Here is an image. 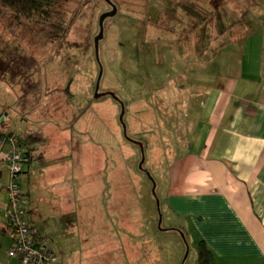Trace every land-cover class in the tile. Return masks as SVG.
I'll return each instance as SVG.
<instances>
[{
  "label": "rangeland",
  "instance_id": "rangeland-1",
  "mask_svg": "<svg viewBox=\"0 0 264 264\" xmlns=\"http://www.w3.org/2000/svg\"><path fill=\"white\" fill-rule=\"evenodd\" d=\"M113 1L118 12L104 22L99 58L95 38L100 16L112 9L107 0H64L71 23L61 42H37L0 11L6 133L24 134L27 119L54 127V139L67 131L75 144L71 236L77 246L89 241L100 249L82 264H199L196 232L165 200L186 128L175 74L207 62L229 34L249 50L260 44L264 0ZM101 72L99 90L109 93L94 98Z\"/></svg>",
  "mask_w": 264,
  "mask_h": 264
},
{
  "label": "crops",
  "instance_id": "crops-1",
  "mask_svg": "<svg viewBox=\"0 0 264 264\" xmlns=\"http://www.w3.org/2000/svg\"><path fill=\"white\" fill-rule=\"evenodd\" d=\"M237 38L229 34L226 44H215L217 50L207 62L186 61L188 66L175 74L181 79L186 128L178 157L169 164L165 200L168 212L205 241L214 264H264V33L250 50ZM0 101V264H23L9 254L10 173L4 152L13 132L6 133L9 112L4 108L9 105ZM24 120L27 127L21 136L38 131L45 137L33 146L36 151L21 175L28 217L40 235L50 239L58 254L55 264L85 263L91 258L89 250L100 249L89 241L77 246L71 236L75 144L67 142V131L54 139V127Z\"/></svg>",
  "mask_w": 264,
  "mask_h": 264
},
{
  "label": "trees",
  "instance_id": "trees-1",
  "mask_svg": "<svg viewBox=\"0 0 264 264\" xmlns=\"http://www.w3.org/2000/svg\"><path fill=\"white\" fill-rule=\"evenodd\" d=\"M63 3L64 0H0V11L12 16L18 25H22L37 42H61L67 36L71 23ZM224 33H226V30ZM108 93L106 92V94ZM9 135L8 138L16 136L25 145L27 160L36 151L33 146L40 143L43 138L38 131L23 136L15 132ZM24 199L25 192L23 205L26 209ZM26 212L28 215L27 209ZM198 247V263L214 264V255L204 240H199Z\"/></svg>",
  "mask_w": 264,
  "mask_h": 264
},
{
  "label": "built area",
  "instance_id": "built-area-1",
  "mask_svg": "<svg viewBox=\"0 0 264 264\" xmlns=\"http://www.w3.org/2000/svg\"><path fill=\"white\" fill-rule=\"evenodd\" d=\"M25 149V145L18 137L9 138V149L5 155L10 173L7 217L13 239L9 254L20 257L23 264H55L58 255L52 248L50 239L40 235L37 227L28 218L23 205L24 190L20 178L23 164L27 160ZM2 153L0 149V159Z\"/></svg>",
  "mask_w": 264,
  "mask_h": 264
},
{
  "label": "water",
  "instance_id": "water-1",
  "mask_svg": "<svg viewBox=\"0 0 264 264\" xmlns=\"http://www.w3.org/2000/svg\"><path fill=\"white\" fill-rule=\"evenodd\" d=\"M109 3L112 4V9L111 10H107L104 13H102V15L100 16L99 19V23H100V31L98 33V35L95 38V49H96V54L97 57L99 58V43H100V39L103 37L104 35V22L108 17L114 16L116 15V13L118 12V6L112 1V0H107ZM101 76H102V72L100 73L96 86H95V93H94V98H98L104 94H106V92H100V81H101ZM124 111L121 115V119L123 120V116H124ZM143 164V163H142ZM141 164V166H142ZM156 185V184H155Z\"/></svg>",
  "mask_w": 264,
  "mask_h": 264
},
{
  "label": "flooded vegetation",
  "instance_id": "flooded-vegetation-1",
  "mask_svg": "<svg viewBox=\"0 0 264 264\" xmlns=\"http://www.w3.org/2000/svg\"><path fill=\"white\" fill-rule=\"evenodd\" d=\"M113 1V0H112ZM108 2V1H107ZM114 2V1H113ZM181 2V1H180ZM109 3V2H108ZM116 5H117V3L116 2H114ZM109 5L112 7V4L111 3H109ZM118 6V5H117ZM111 10V9H110ZM185 11H187L186 9H184ZM182 21H183V19L179 22L181 25H182ZM181 27V26H180ZM180 30H182L181 28H180ZM179 46H181V45H179ZM183 46V45H182Z\"/></svg>",
  "mask_w": 264,
  "mask_h": 264
}]
</instances>
